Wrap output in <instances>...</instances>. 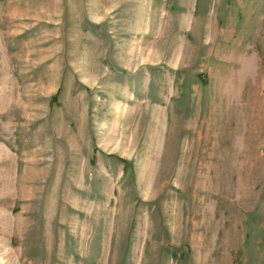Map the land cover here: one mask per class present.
Segmentation results:
<instances>
[{
    "label": "rangeland",
    "instance_id": "1",
    "mask_svg": "<svg viewBox=\"0 0 264 264\" xmlns=\"http://www.w3.org/2000/svg\"><path fill=\"white\" fill-rule=\"evenodd\" d=\"M0 264H264V0H0Z\"/></svg>",
    "mask_w": 264,
    "mask_h": 264
}]
</instances>
